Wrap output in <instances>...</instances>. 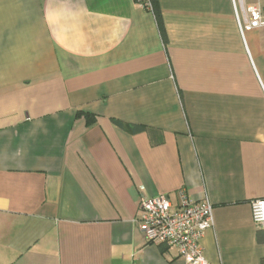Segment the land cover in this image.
<instances>
[{"label": "crops", "instance_id": "0c3cea01", "mask_svg": "<svg viewBox=\"0 0 264 264\" xmlns=\"http://www.w3.org/2000/svg\"><path fill=\"white\" fill-rule=\"evenodd\" d=\"M156 1L166 40L141 0H0V264H185L137 223L180 190L212 204L210 264H261L255 0Z\"/></svg>", "mask_w": 264, "mask_h": 264}, {"label": "built area", "instance_id": "2783aa9c", "mask_svg": "<svg viewBox=\"0 0 264 264\" xmlns=\"http://www.w3.org/2000/svg\"><path fill=\"white\" fill-rule=\"evenodd\" d=\"M141 1L152 8L149 0ZM244 12L245 21L237 14L241 34L264 27V0L245 4ZM252 213L256 224L264 229V200L252 203ZM137 223L145 240L176 249L185 264H210L201 247L205 232L213 225L212 204L207 198L194 200L180 190L179 202L173 205L166 194L142 196Z\"/></svg>", "mask_w": 264, "mask_h": 264}, {"label": "trees", "instance_id": "16d2710c", "mask_svg": "<svg viewBox=\"0 0 264 264\" xmlns=\"http://www.w3.org/2000/svg\"><path fill=\"white\" fill-rule=\"evenodd\" d=\"M152 4V10H153V13H154V16H155V19H156V22H157V25H158V28H159V32L161 34V37L163 40H166V34H165V30H164V26H163V21H162V17H161V12H160V9L157 5V1L156 0H149ZM79 115H83L85 117V120H86V124L87 125H90L94 122V119H95V116L90 114V113H79ZM115 123H117L118 125L122 126V127H125L124 124L120 123L119 121L117 120H114ZM136 128V127H135ZM137 129V128H136ZM138 129H140V127H138ZM261 232H264V229H258L257 231V240H261L262 236H261ZM161 246V249L162 248V245L163 244H160ZM261 264H264V258L261 260Z\"/></svg>", "mask_w": 264, "mask_h": 264}]
</instances>
